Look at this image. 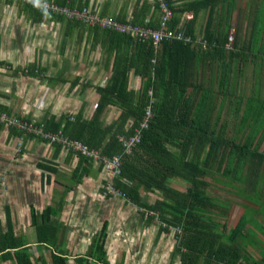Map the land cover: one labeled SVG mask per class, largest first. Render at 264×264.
I'll list each match as a JSON object with an SVG mask.
<instances>
[{"label": "trees", "instance_id": "trees-1", "mask_svg": "<svg viewBox=\"0 0 264 264\" xmlns=\"http://www.w3.org/2000/svg\"><path fill=\"white\" fill-rule=\"evenodd\" d=\"M235 1L166 0L173 12L168 28L180 29L192 40L195 39L199 16L206 11L203 30V39L208 44L206 50L197 44L185 45L174 40H163L154 47L151 42H142L130 35L91 27L116 42L112 74L106 86L96 88L99 100L93 115L89 119L74 116L55 120L49 117L40 122L46 131H60L68 138L98 150L103 156L121 157L120 175L114 179L115 188L126 202L140 209L141 220L144 219L146 226L156 221L158 236L175 230L172 258L178 257L179 264H264L263 243L258 236L264 237V224L258 223L254 219L256 216L248 215L244 205L234 227L228 228L229 204L208 193L214 182L232 186V189L240 186L235 187L238 194L243 192L241 186L245 182L257 191V181L264 176V169L259 170V165L264 164V149L258 150L264 137V116L257 107L249 113L248 107L254 95L258 93L259 96L261 89L264 90L259 83L260 75L256 70L250 75L254 82L250 84V97L246 101L240 97L235 99V94L241 91L231 90L232 96L226 102L225 99L229 98L226 84H220L216 89L210 84L191 85L194 73L190 64L201 56L218 59L224 69L220 83L225 82L231 73L234 78L232 86H244L239 82L244 81V75L238 73L237 63L246 61L238 60L235 48L229 52L224 49L228 27V22L225 25L226 16L233 11ZM186 13L192 14L191 20H184ZM47 18H51L50 15ZM117 21L155 30L160 14L156 5L142 2L140 11L134 13L133 18ZM252 51L250 48L249 54L254 56L253 62L256 63ZM130 73L141 78L136 90L129 86ZM220 95L222 98L218 99ZM260 99L258 102L262 105ZM108 105L116 106L120 112L115 121L107 125L103 123V112ZM147 107H150L151 114L148 126L141 129L140 142L132 152L123 155L118 137L133 135ZM249 120L257 124L256 132L249 133L244 140L239 139L248 128ZM61 123L63 125L59 127ZM49 124L53 126L50 128ZM237 124L242 128L234 137ZM53 146L61 149L58 145ZM79 157L83 162L88 161ZM216 175H220L222 181L215 179L211 183V176ZM171 181L186 184L185 190L172 187ZM143 193H156L159 198L148 204L142 200ZM142 210L153 212L156 218L145 217ZM51 211L46 208L36 217L35 229L38 242L53 247L58 240L60 224L49 219L53 214ZM220 217H224L223 224L215 220ZM247 224L255 230L244 231ZM106 230L107 223L92 239L91 254L76 258V262L84 264L88 258L96 256L99 264H109L105 251ZM250 246L253 250L249 249ZM16 256L20 258L19 264H29L21 252ZM66 259L60 252L51 255V260L57 264H66Z\"/></svg>", "mask_w": 264, "mask_h": 264}, {"label": "crops", "instance_id": "crops-1", "mask_svg": "<svg viewBox=\"0 0 264 264\" xmlns=\"http://www.w3.org/2000/svg\"><path fill=\"white\" fill-rule=\"evenodd\" d=\"M45 1L71 9L86 7L99 16L115 20H130L140 11L142 2L155 5L149 0ZM242 1L246 15L243 13L240 21L238 19L231 27V14L226 16L225 32L227 36L234 30L232 48L239 54L238 60L246 61L237 63L238 73L246 77L239 82L245 86L246 82L253 84L250 75L255 70L264 77V0ZM47 17L19 0H0V113L30 122H41L49 117L89 119L99 100L96 88L106 86L112 74L116 42L104 32L97 33L79 22L52 15ZM205 23L206 11L196 23L194 40L204 37ZM250 48L256 63L254 56L249 54ZM190 65L194 73L191 85L210 84L216 89L226 84L228 99L232 96L231 90L237 93L242 89L240 85L232 86L231 73L220 83L224 69L218 59L200 56ZM140 83L141 78L130 73V88L136 90ZM259 83L264 86V78ZM237 94L235 99L243 100V93ZM221 98L222 95L218 97ZM119 112L116 106H106L103 123L108 125L115 121ZM259 167V170L264 169V164ZM107 179L109 175L100 164L83 162L77 153L0 124V264H19L17 252H21L29 264H57L51 260V255L58 252L67 257L66 264H79L75 259L88 254L83 245L74 247L73 240L77 238L90 247L105 223V251L109 264H160V261L179 264L178 257L172 258L173 246L159 243L163 233L158 236L157 223L151 222L141 229L143 224L137 206L121 198L102 197V186ZM171 183L178 186L179 191H183L180 186L186 188L184 183ZM145 195L159 198L156 193H143L142 200H147L148 204L153 201L144 200ZM46 208L53 210L49 219L60 224L59 239L53 247L36 238V217ZM251 229L247 224L244 231ZM128 231L136 239L133 244L125 242L129 241L125 238ZM141 232L146 233L143 239L137 236ZM258 236L264 241L260 234ZM137 240L145 241L140 247ZM90 258L84 264H99L96 256Z\"/></svg>", "mask_w": 264, "mask_h": 264}, {"label": "built area", "instance_id": "built-area-1", "mask_svg": "<svg viewBox=\"0 0 264 264\" xmlns=\"http://www.w3.org/2000/svg\"><path fill=\"white\" fill-rule=\"evenodd\" d=\"M23 4L34 8L46 18L48 15L59 16L66 20L80 22L89 27H97L101 30H107L115 33L130 35L134 39H139L142 42H151L154 47H157L163 40L179 41L185 45L198 44L202 50H206L208 44L203 38L192 40L184 31L178 29L176 31L170 30L168 24L172 20L173 12L169 7L166 0H149L155 2L160 14V22L158 28L155 30L143 28L137 25L125 24L108 16H99L93 13L88 8L71 9L66 6H59L45 0H19ZM186 20L192 19V14L187 13L184 16ZM234 30L232 29L224 44V49L229 52L233 47ZM150 107H147L144 118L139 124V128L135 129L133 135L124 138L118 137L122 145V154H130L133 148L140 142L141 129H146L148 126L149 118L151 117ZM0 124L7 127H12L24 135L39 137L49 145H58L61 149L77 153L84 159L98 163L102 166L103 170L108 173L107 179L102 186V197H114L123 199V195L118 191L115 186V178L120 175L121 171V157L114 155L111 157L103 156L98 150L90 149L80 141L70 139L60 131L48 132L44 129L43 124L40 122H30L20 117L10 116L5 113H0ZM145 217H155L153 212L142 210ZM156 220V219H155ZM156 222V221H155ZM162 226H166L163 224Z\"/></svg>", "mask_w": 264, "mask_h": 264}, {"label": "rangeland", "instance_id": "rangeland-1", "mask_svg": "<svg viewBox=\"0 0 264 264\" xmlns=\"http://www.w3.org/2000/svg\"><path fill=\"white\" fill-rule=\"evenodd\" d=\"M234 3H235V5H234L235 11L231 12V18H230L229 27H231L233 25L232 23L236 24L238 19L240 21V16L243 13H244L243 15H246L245 14L246 8L244 7L245 3L243 4L242 0H236ZM259 78L262 79L264 77L259 76ZM247 79H251L250 76H247ZM245 80H246V77H244V81ZM248 83L249 82H246L245 86H242V89H241V92L243 93V100L244 101L248 98V96L250 94V87H252ZM263 88H264V86H263ZM255 91L251 92L252 95H254ZM258 98H261L260 102L262 103V105H260V103L258 102ZM251 100H252V102L251 101L248 102L249 113L252 112V111H255V107H257L259 109V111H261V113L264 116V90L261 89V92L259 93V96H258V93H257V94L254 95V99H251ZM225 101L228 102L229 99L226 98ZM231 109H230V111H231ZM231 113H232V111H231ZM241 113H242V110H241ZM255 114H256V112H255ZM229 117L232 119V116H229ZM239 128H242V127L239 126V124H237L236 129H235L234 134H233L234 137H235V133H236V135L238 134L237 132L239 131ZM256 130H257V124H255L253 121L249 120L248 128L246 130H244L242 134L239 135V139L243 138V140H244L245 137H247V135L249 133L251 135V134H253V132H256ZM259 134H261V132H259ZM243 140L241 142H244ZM263 149H264V137H262V141H261V143H260V145L258 147L259 151H263ZM245 173L243 175H245ZM215 179H217V181H219V182L222 181L221 176L220 175H216V176H211L210 182L213 183L215 181ZM257 182H258L257 191H253L252 185L247 183V182H245L246 184L241 186L242 189H243V192L240 193L241 195L236 192L235 187H237V186H234V185H236V183H234V182H231V184L234 186L233 189L231 188L232 186L227 187V186H225L223 184H219L217 182H214L212 184V187H210L208 193H209V195L211 197H215V198L220 199V200L224 201L225 203L229 204V211H228V217H227V227L228 228L234 227V225L238 221L240 215L244 211L245 206H247L246 209H247V214L248 215L256 216V217H254V219H256L259 223H260V221H259V219H260L261 222L264 224V176L260 177V180L258 179ZM170 184H171L172 187H176V188L178 187L174 183H170ZM238 187H240V186H238ZM179 189L180 190H184V187L180 186ZM243 193L247 194V196H250L251 198H248ZM105 198H107V197H105ZM110 198H114V197H110ZM145 198L150 200V201H153V202L156 200V198H154V196H148V195L146 196L145 195L144 196V200H145ZM145 201H147V200H145ZM153 202H151V203H153ZM223 218L224 217L215 218V220L217 222H219V224H223L224 223V219ZM121 221L122 220L120 219V224H121ZM130 224L133 225V220L132 219H130ZM141 224H143L141 229L144 226H146L144 219L141 220ZM156 226H158V225H156ZM253 230H255V229L253 228ZM174 232H175V230H173L172 232H169V233H163L162 234V238L160 240H158L159 243L166 244L168 247L169 246H173V249H174V246H175V244H174L175 243ZM142 233L143 232L137 233V236H138L139 239H143L146 236L145 235L146 233H144V234H142ZM122 236L124 237L125 235H122ZM153 236L154 235L152 234V238H153ZM125 238L129 239V241L128 240L125 241V242H128V244L135 243L136 239L134 240V236H133V234L130 231H128V236H126ZM262 238L264 240V237H262ZM143 241H145V240H137L136 242L141 247L144 244ZM119 243H121V242H119ZM262 243H263V248H264V241H262ZM72 244H73L74 247H77L78 245H83L84 246V252L87 253V254H91V250L87 246L86 242L84 243L83 241L78 240L77 238H75L73 240ZM147 244H149V243H147ZM161 246H162V248H164L163 245H161ZM167 246H166V248H167ZM249 249H252V247L250 246ZM116 250H117V252H119L118 248ZM141 255H144V254H141ZM141 255L138 256V259H140ZM145 258H146V253H145V256H143V259H145ZM157 264H158V262H157ZM160 264H163L162 261H160Z\"/></svg>", "mask_w": 264, "mask_h": 264}]
</instances>
